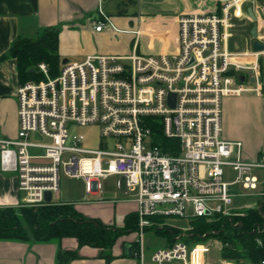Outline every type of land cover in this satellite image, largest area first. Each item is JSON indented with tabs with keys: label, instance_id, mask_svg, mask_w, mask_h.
Instances as JSON below:
<instances>
[{
	"label": "built area",
	"instance_id": "obj_1",
	"mask_svg": "<svg viewBox=\"0 0 264 264\" xmlns=\"http://www.w3.org/2000/svg\"><path fill=\"white\" fill-rule=\"evenodd\" d=\"M246 1L221 0L220 13L180 15L176 52H139L144 31L137 28L127 30L136 36L130 54L69 60L56 75L47 63H39L35 70L43 77L17 87L18 136L0 138V167L17 175L22 204H43L48 191L57 194L62 165L67 176L84 178L88 194L101 193L102 179L117 176L118 189L132 193L138 204L135 240L141 264H206L209 245L179 238L147 261L145 231L153 226L152 217L213 220L238 213L240 194L231 185L258 187L254 171L264 170V146L257 160L246 161L242 141L222 135L223 98L262 88L264 51L230 48L233 18L243 16ZM108 20L101 10L96 30ZM240 73L246 74L245 82ZM159 123L165 149L156 138ZM88 124L100 126L101 149L85 148V136L71 133L72 125ZM33 134L42 138L33 139ZM33 148L44 153H33ZM66 152L70 155L63 160ZM43 159L51 163L35 162ZM226 166L236 172L232 182L226 179ZM199 246L201 258L196 257Z\"/></svg>",
	"mask_w": 264,
	"mask_h": 264
},
{
	"label": "crops",
	"instance_id": "obj_2",
	"mask_svg": "<svg viewBox=\"0 0 264 264\" xmlns=\"http://www.w3.org/2000/svg\"><path fill=\"white\" fill-rule=\"evenodd\" d=\"M249 8L253 9L255 18L250 14ZM101 10L109 16V20L101 31H97L95 27L101 17ZM220 10L221 0H0V138L14 139L19 131L17 87L23 81L19 78L17 59L9 54L17 38L37 37L44 28L59 27L61 58L80 61L96 54H130L135 49L136 36L127 30L140 28L144 33L136 48L139 52L172 53L179 47L180 15L220 13ZM247 13L249 15L246 22H254L250 33L256 25V39L264 44V34L261 32V24H264V0L246 1L243 15ZM239 18L237 19L240 20ZM231 39L232 50H254L253 43L256 39L250 43L245 40V47L242 49L238 42L232 44ZM261 66L262 88L259 92L250 91L223 98V138L242 141L243 159L250 162L258 159L259 151L264 146V60L261 61ZM32 138L42 137L33 134ZM228 170L235 173L231 166H226L225 176ZM76 178L79 181L73 194L68 195L59 190L53 196V201L74 203L86 215L118 227L124 225L128 213L137 211L138 204L132 193L119 189L123 197L112 196L104 190L103 184L101 193L88 194L84 178ZM259 183L262 185L264 181L259 180L258 185ZM261 195L263 194L258 193L257 198L250 203L237 207L244 210L254 206ZM22 197L15 172L3 171L0 167V207H18L22 205ZM134 234L136 237V232ZM135 237L132 234L121 237L109 251L112 255L109 259L101 255L99 248L88 245L79 248L74 237L45 242L35 239H0V264H59V253L67 249L78 250L79 256L63 264H141L138 257L128 255ZM223 263L239 264L228 260Z\"/></svg>",
	"mask_w": 264,
	"mask_h": 264
},
{
	"label": "trees",
	"instance_id": "obj_3",
	"mask_svg": "<svg viewBox=\"0 0 264 264\" xmlns=\"http://www.w3.org/2000/svg\"><path fill=\"white\" fill-rule=\"evenodd\" d=\"M59 27L44 28L37 37L17 38L9 54L17 59V69L20 81L39 80L43 76L36 68L39 63L49 65L52 75L58 74L63 59L59 53ZM262 68V67H261ZM156 138L160 144L167 145V139L162 134L159 123ZM264 192V183L263 191ZM160 224L156 232L165 236L168 246L177 239L194 244L209 239H218L222 243V258L240 263L248 260L252 264H261L264 260V193L256 205L248 207L230 216L217 215L213 220L206 217L192 219L188 230L165 223V216L152 217ZM138 211L128 213L124 225L107 224L100 218L91 217L80 211L74 203L45 202L29 206L20 205L0 207V239L28 241H60L65 237H74L79 248L92 246L101 250V255L111 258L109 251L118 240L138 230ZM128 255L136 256L139 243L132 242ZM79 256L78 250L67 249L59 253V264Z\"/></svg>",
	"mask_w": 264,
	"mask_h": 264
},
{
	"label": "rangeland",
	"instance_id": "obj_4",
	"mask_svg": "<svg viewBox=\"0 0 264 264\" xmlns=\"http://www.w3.org/2000/svg\"><path fill=\"white\" fill-rule=\"evenodd\" d=\"M263 2V0H260ZM246 13V12H245ZM248 13L241 16L242 18H239L240 20L236 18H233V37L231 39V43L235 44V42H238L240 45V48L245 47V42L250 43L253 39H256V37H253L250 33V29L253 26L254 22L249 21L248 23L246 19H248ZM250 18V17H249ZM258 24V23H257ZM261 32L264 34V24H261ZM258 40V39H257ZM234 47V46H232ZM261 60H264V54L260 55ZM64 59V57H62ZM71 61H75L73 59H70ZM32 81V80H27ZM71 133L72 134H83L85 136L83 146L88 149H101L102 148V137L100 133V126L98 124H88V125H72L71 127ZM112 147V146H111ZM33 153H39L42 154L44 151L42 149H31ZM70 155L69 152H66L63 155V160H66L67 157ZM36 163H44L48 164L51 163L49 159H43V160H36ZM256 175L258 176L259 180L264 181V170L258 169L255 171ZM236 178V172H232L230 170L226 171V179L233 181ZM79 181L77 178H72L66 175L64 171L63 165L61 166V186L60 191L63 190V192L68 193V195H72L73 191L77 189L76 184ZM104 190L111 194L112 196H116L119 198H122V193L118 189L117 183H118V177L112 176L107 179H104ZM231 190L235 193L240 194V196L236 197L235 205H244L247 203H250L252 200L257 198V194L261 193L263 191V183L262 185L259 183L257 188H246L243 186L242 183H236L231 185ZM76 194V193H74ZM244 194V195H243ZM24 205V204H22ZM247 207V206H246ZM245 207V208H246ZM165 223H168L170 225H174L176 227H180L183 229L189 228L191 225L189 218H180V217H167L165 219ZM160 224L157 222V219H154V226ZM115 225V224H112ZM161 225V224H160ZM134 237L135 234L131 233ZM130 234V235H131ZM209 245V250L205 254V262L206 264H225L223 261H225L222 258L221 250H222V243L218 239H209L208 241H205V246ZM168 247V241L165 236H162L156 232L155 228H148L145 231V255L146 260L149 261L151 256L154 254L155 251L158 249H164ZM203 247L199 246L196 248V254H198L196 257L201 258L202 256ZM233 262V261H232ZM236 263V262H235ZM169 264H183V262L175 260L170 262ZM239 264H252L248 260H241Z\"/></svg>",
	"mask_w": 264,
	"mask_h": 264
},
{
	"label": "water",
	"instance_id": "obj_5",
	"mask_svg": "<svg viewBox=\"0 0 264 264\" xmlns=\"http://www.w3.org/2000/svg\"><path fill=\"white\" fill-rule=\"evenodd\" d=\"M249 12H250V14L252 15V17L255 18V15H254V12H253V9H252V8H249ZM257 29H258V28H257L256 25L252 28L251 33H252V35H253L254 37L257 36ZM253 49H254L255 51H263V50H264V44L261 43L259 40L256 39V40L254 41V43H253ZM68 61H69V59H66V58L63 59V63H66V62H68ZM30 71H35V68H34V67L31 68ZM238 78H239V80H240L241 82H245V81L247 80V76H246V74H242V73L238 74ZM250 81H251V82H255V78H254V77H251ZM174 98H175V94H172V95H171V99H170V102L172 103V105H174V103H175ZM45 199H46L47 202H51V201L53 200V194H52L50 191H48V192L46 193Z\"/></svg>",
	"mask_w": 264,
	"mask_h": 264
}]
</instances>
